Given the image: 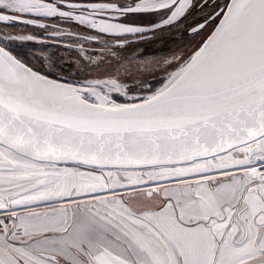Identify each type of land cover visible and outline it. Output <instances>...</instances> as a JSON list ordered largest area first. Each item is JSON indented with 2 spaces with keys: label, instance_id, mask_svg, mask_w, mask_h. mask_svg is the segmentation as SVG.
I'll list each match as a JSON object with an SVG mask.
<instances>
[{
  "label": "snow or ice",
  "instance_id": "obj_1",
  "mask_svg": "<svg viewBox=\"0 0 264 264\" xmlns=\"http://www.w3.org/2000/svg\"><path fill=\"white\" fill-rule=\"evenodd\" d=\"M193 9L214 30L142 97L122 62L61 82L0 47V264H264V0H0V23L116 60Z\"/></svg>",
  "mask_w": 264,
  "mask_h": 264
},
{
  "label": "rangeland",
  "instance_id": "obj_2",
  "mask_svg": "<svg viewBox=\"0 0 264 264\" xmlns=\"http://www.w3.org/2000/svg\"><path fill=\"white\" fill-rule=\"evenodd\" d=\"M221 1L222 5L227 2ZM203 16L193 17L190 21L181 23L179 27H171L157 35H149L123 50L112 48L113 52L119 51L116 60L102 55L109 51L104 48L103 40L99 44L85 41L83 37L88 36L89 32L62 21L48 24L44 29L45 34L35 25L17 22L11 26L0 23V46L33 70L62 82L81 80L85 74L96 76L98 72L107 71L122 62L124 67L130 70L126 78L134 80L137 87L143 85L142 91L137 93L142 97L163 86L169 74L177 69L178 63L191 56L205 41L215 26L214 23L202 32L191 31L193 26L202 21ZM218 20L219 17L216 22ZM134 23L148 22L137 20ZM17 24H22L23 27ZM8 35L13 39H7ZM25 35H31L34 39H18ZM76 35L80 36L78 42L73 39ZM174 56L176 60H173ZM102 59H108L110 62L105 68L94 67ZM165 60L168 63H165ZM46 208L48 207L42 209Z\"/></svg>",
  "mask_w": 264,
  "mask_h": 264
},
{
  "label": "flooded vegetation",
  "instance_id": "obj_3",
  "mask_svg": "<svg viewBox=\"0 0 264 264\" xmlns=\"http://www.w3.org/2000/svg\"><path fill=\"white\" fill-rule=\"evenodd\" d=\"M214 2H218V3H220L221 5H222V1L221 0H214ZM203 15H205V13H201V12H199V10L198 9H193V11H192V13L191 14H189L188 16H187V18L186 19H184V23L186 22V21H190L193 17H202ZM57 21H59V20H57V19H49V20H45V24L46 25H48V24H50L51 22H54V23H56ZM182 22V23H183ZM18 26H21V27H23V25L22 24H17ZM11 26H14V25H11ZM40 30H43L42 32L45 34V30L44 29H46V28H39ZM121 99H123V98H121ZM64 206H66V205H64ZM42 211H51L52 209L51 208H46V209H41Z\"/></svg>",
  "mask_w": 264,
  "mask_h": 264
},
{
  "label": "water",
  "instance_id": "obj_4",
  "mask_svg": "<svg viewBox=\"0 0 264 264\" xmlns=\"http://www.w3.org/2000/svg\"><path fill=\"white\" fill-rule=\"evenodd\" d=\"M219 19H220V18H219ZM218 21H219V20H218ZM217 23H218V22H217ZM196 25H198V24H196ZM196 25H195V26H196ZM209 25H210V24L206 25L204 29H198L197 32H202V31H204L207 27H209ZM214 28H215V26L212 28V30H211L210 34L208 35V37L211 35V33H212V31L214 30ZM208 37H207V38H208ZM207 38L205 39V41L207 40ZM205 41H204V42H205ZM0 47H1V46H0ZM193 54H194V53H193ZM26 66H27V65H26ZM28 67H29V66H28ZM163 86H164V85H163ZM163 86H161V87H163ZM161 87H160V88H161Z\"/></svg>",
  "mask_w": 264,
  "mask_h": 264
},
{
  "label": "crops",
  "instance_id": "obj_5",
  "mask_svg": "<svg viewBox=\"0 0 264 264\" xmlns=\"http://www.w3.org/2000/svg\"><path fill=\"white\" fill-rule=\"evenodd\" d=\"M49 19H53V18L43 19L44 21L42 20L41 22L45 24L46 23L45 20H49Z\"/></svg>",
  "mask_w": 264,
  "mask_h": 264
},
{
  "label": "bare ground",
  "instance_id": "obj_6",
  "mask_svg": "<svg viewBox=\"0 0 264 264\" xmlns=\"http://www.w3.org/2000/svg\"><path fill=\"white\" fill-rule=\"evenodd\" d=\"M41 74V73H40ZM50 78V77H49ZM50 79H53V78H50ZM59 81V80H58ZM62 82V81H61Z\"/></svg>",
  "mask_w": 264,
  "mask_h": 264
}]
</instances>
